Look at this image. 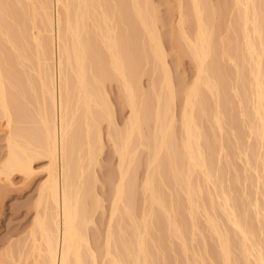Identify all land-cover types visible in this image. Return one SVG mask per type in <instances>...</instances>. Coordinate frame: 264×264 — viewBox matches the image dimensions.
Returning <instances> with one entry per match:
<instances>
[{"label": "bare ground", "instance_id": "bare-ground-1", "mask_svg": "<svg viewBox=\"0 0 264 264\" xmlns=\"http://www.w3.org/2000/svg\"><path fill=\"white\" fill-rule=\"evenodd\" d=\"M216 1L175 0L177 16L174 24L195 63L194 79L186 88L180 121V147L184 154L182 156L185 157V167H182L183 159L180 166L177 164L178 156L176 155L175 160V150L172 149L168 153V156L171 154L168 157V172L171 176H168L177 188L168 191L169 206L165 204L164 193L162 196L160 190L155 188L151 172L146 174L142 194L145 195L143 200L148 202L149 209L138 221L137 215L132 212L134 209L131 210L124 203L130 200L124 199L126 188L123 183L126 166L130 164L126 159L130 154L128 145L132 142V136L137 135L138 146L146 145L141 141L143 135L136 98L138 89L127 77V61L122 53L118 30L123 0H0V118L4 120L6 127V156L2 161L0 159V189L5 185L11 186L8 184L12 183L13 174L24 177L30 175L34 170L33 160H46V177L38 187L33 224L27 235L31 264H87L90 262L88 260H91V264H168L174 251L175 259L179 257L184 264H264V232L261 226V222L264 224V198L255 194L260 199L255 196L251 201L245 197L248 200L240 202L242 197L239 195L243 187L238 190L242 189L241 192H233L239 197L231 194L238 179L234 180L235 184L231 183L235 188L232 185L233 189L230 186L225 188L226 185L224 187L220 176L223 172L220 166L223 137L220 135L219 150L214 151L204 123H212L218 132H222L225 108L221 102L228 97L229 90H232L234 96L238 97L237 113L246 127L247 138L257 136L254 145L248 143L240 152L244 159L243 179L254 182L255 190L259 186L258 189L263 191L264 172L259 173L258 165L261 167L260 172L264 171V0H232L231 7L226 6L227 0L225 1V6L229 8L226 9L232 12L228 22L233 28L229 35L232 46L228 48L221 46L223 38L218 34V26L213 23ZM129 6L147 34L154 59L161 64L164 89L172 100L168 66L157 32L159 19L155 6L151 0H129ZM189 13L193 16L192 33L185 28ZM239 21L241 41L234 28ZM96 43L105 49L103 51H106L109 71L114 73L112 75L117 78V82L120 80L119 85L130 108L119 143L111 137V132L107 134L114 141L113 145L119 156V179L115 185L102 248L104 254L101 257L88 239L86 224L90 223V217L81 208L84 203L80 198L79 184L84 182L85 169L76 161L77 173L72 175L73 159L70 158L81 129L83 144L87 147V159L92 158L91 150L94 151V145L90 142L92 138L89 137L95 134L96 143L102 144L101 140L99 143V128L92 129L95 130L94 134L91 130L92 135L90 131L94 125L98 126L96 119L101 118L97 116V107L104 104H101L104 101L101 98L104 95L102 88L105 87L103 64L107 63L103 51L100 52L102 49L96 51L99 47ZM238 52L241 54V64L237 62ZM93 59L98 66L92 63ZM224 59L230 61L233 69L226 65ZM104 65L107 67V64ZM232 75L239 80L238 84H228ZM206 92L214 106L210 119L204 117L207 112ZM96 95H100L98 97L101 98V103L97 101ZM160 98L159 93L158 102ZM226 101L230 102L229 99ZM196 105L200 107V114L194 112ZM107 110L109 111L106 109L105 113L110 116ZM202 117L206 119L204 122ZM231 117L229 116L228 122L235 124L233 115ZM174 119L173 113L166 118L159 107H156L155 127L151 133L156 144L148 158V169L153 166L158 168L159 163L161 164L160 152L172 134ZM201 140L204 142L201 143ZM79 152L80 150L78 154ZM224 156L229 157L228 154ZM226 160L224 159L225 162ZM261 194L264 196L263 192ZM239 207L245 212H240ZM249 209L252 213H248V218L244 214ZM120 211L122 214H129V224V218L125 214L127 222L118 224L117 220L121 222V219H115V216L121 214ZM217 211L224 216V223ZM121 215L118 217L122 218ZM253 219L256 222L254 225L257 224L255 227ZM125 223L128 229L132 227V233L129 230L132 236L129 234L126 237L128 232L123 226ZM120 225L126 228L125 233ZM255 229L260 235L256 234ZM115 235L120 237L117 236L121 245ZM129 236L131 242L128 239L120 240L121 237L130 238ZM197 236L199 243L203 244V250H198L193 244ZM207 240L210 241L209 244ZM124 241L129 242L130 246ZM120 246H124L123 249ZM165 247L170 248L169 254L173 251L169 258ZM22 256L20 254L19 259ZM16 261L15 264H18L19 261Z\"/></svg>", "mask_w": 264, "mask_h": 264}, {"label": "rangeland", "instance_id": "rangeland-1", "mask_svg": "<svg viewBox=\"0 0 264 264\" xmlns=\"http://www.w3.org/2000/svg\"><path fill=\"white\" fill-rule=\"evenodd\" d=\"M225 1L226 0H217L216 1V9H215L213 23L216 26H218V34L221 35V37L223 38V42H222L221 46L228 48V47L232 46V43L231 42L229 43V35L231 34V31L233 28H232V26L228 25V22L231 18L232 12H230V10H227V9H229L228 7H231L232 0H227L229 3L226 1V3H227L226 6H228V7L225 6ZM151 2L155 6V9L157 12V19H159L158 20L159 22L157 23V25H158L157 26V32L161 38L162 47H163L164 53H165L164 59H165L166 64L168 66L169 81H170L171 87H172V96H173L172 100L170 99L168 92L164 89L165 81L163 79V72H162L161 64L156 59H154L153 54H152V45L148 41L147 34L141 28L140 24L138 23V21L136 19V16H135L133 10L129 6V0H123V2H122V4L124 3L123 8L121 9V12H119V29L118 30H119V36L121 38L122 53H123V55L127 61V63H126L127 77L129 79V81H131L134 85H136V87L138 89L136 91V98H137V102H138L140 126H141L142 135H143L141 141L143 144L146 145V147L145 146H138L137 145V141H138L137 135L134 134L132 136L131 141L133 143L130 142V144L128 145L129 146L128 150H129L130 154H132V153L133 154L132 155L129 154V157L127 156L128 159H126V161L127 162L130 161V164H128L126 166V172H125L126 174L124 175L125 176V180H124L125 183H123L124 187L126 188L124 190V193H125L124 199L127 200L129 198V200H130L129 202L127 200V202H124V203L131 210L134 209V211H132V212H133V214L135 213V215H137L138 219H137V217H135V216L134 217L138 221L141 219L143 214L147 213V211L149 209V207H148L149 205L147 204L148 202L143 200V199H145V195L142 194L143 193V191H142L143 190V188H142L143 181H144L146 174L148 172L149 173L151 172V174L154 178L155 188L156 189L158 188V191L159 190L162 191V193L159 191V193L162 194V196H163V193H164V197L166 196L165 197L166 198L165 204L167 206H169V203H170V202L167 203L169 201L168 200V194H169L168 191L169 192L174 191L177 188V186L174 185V182L172 181L171 177L169 178V176H171L170 175L171 173L168 172L170 170V167H169L170 161L168 162V160H169L168 157L171 154L168 156V153H170L172 149H173V151L175 150L174 151L175 156L176 155L178 156V161H179L177 164L180 166L181 162H182L181 159H183L182 167L183 168L185 167V157L182 156L184 154L181 152V147H180L181 146L180 140L182 137V127H181L180 121H181V113L183 110L182 108L184 107V102H185L186 88L193 81L194 74H195V63H194L193 59L191 58L190 54H188L186 43L181 38V36H180V34H179L178 30L176 29L175 24H174L175 20H176V16H177V12L175 9V0H151ZM189 14L190 15H188L186 17L185 28L187 31H189V33H192V31H193V28H192L193 16L191 13H189ZM208 14H209V12H207V15ZM240 23L241 22L239 21L238 24L234 25V28L236 29V31L238 33V39L241 41ZM96 45H97V43H96ZM98 45H99V47H98ZM98 45H97V47L99 49L95 46V49L97 48L96 51H100L102 49L100 51V52H102L103 50H105V49H103L102 45H100L99 43H98ZM241 45H242V42H241ZM102 53H103V56L106 58V60L105 59L104 60L107 61L108 60L107 55L105 54L106 51H103ZM240 56H241V54L238 52L237 62L239 64L242 63ZM104 60L102 63L105 62ZM93 61L94 62H92V63L96 64L95 59H93ZM223 61L226 63V65H229L232 68V65H231L229 60L224 59ZM104 64H107V67ZM104 64H103V66H104L103 69L105 70L106 73L104 72L103 76L105 75L106 77L104 76L103 83H104L105 87H104V85H101V87L103 86L105 89V91H104V89L102 88L104 95L101 97L104 101H102V103H101L100 102L101 98L98 97L100 95H98V96L96 95V97H98V99L96 98L97 101L100 99L99 102L101 104H103V103L104 104L99 105L98 106L99 108L96 106L97 110L99 109L97 112L99 114H97L94 111L95 114H97V116L101 117V118L96 119L98 122L97 125L99 127L98 126L96 127L93 124L94 128L90 129V131H91L92 129L97 130V128H99V131H100L99 133L101 136V137L99 136L100 137L99 143L101 140L102 144L96 143V141H95L96 137L94 136L95 130H92L94 135H92V131H91L92 136L89 138H92V139H90V142L92 141L91 142L92 146L94 145V148H93L94 151L91 150V152L94 156L92 155L91 159H89V158L87 159V157H88L87 153L88 152H87V147L85 146V144H83L84 138H83V135H82L83 133L81 132V130H82L81 129L80 134H79L80 135L79 139L75 143L74 150H72V152H74V153H73V155L70 156V158L72 157V159H73V161H72V159L70 161H72V163L74 165L73 166L71 164L72 175L77 173L76 166H77L78 162L80 163V165L82 164L81 166H84L83 168L85 169V170H83V172L85 171L84 172L85 174L82 173V174H84L83 175V178H84L83 181L84 182L79 184L80 185L79 187L81 188L80 198H81V201H83L82 203H84V204H82V205H84V207H81V208L84 211H86L87 216L89 215L88 218L89 217L91 218V216H92L91 220L89 218L90 223L87 222L88 224H86V225H88V227L86 226V231L88 229V231H87V236L89 235L88 239L91 242V245L94 247L95 251H97V254L99 253L100 257H101V255L103 256V254H104L102 248L104 247V244H105V240H104L105 236H106L105 232H106L107 223H108V219H109V215H110L111 204H112L113 197H114L115 185L119 179V170H118L119 156L117 155L118 153L116 152V148H114L113 144H114V141L115 142L117 141V143H119V141L122 139L121 137H123V133H124V130L126 128L127 117L129 115V112H130V108L126 102L124 92H122L121 87L119 85L120 80L117 82V80H116L117 78L115 76L113 77L112 74H114V73H112L111 70H110L111 71V73H110V71H109L110 66L108 64V61H107V63H104ZM96 65L94 66V68H96ZM106 68H108V69H106ZM107 75L111 76L113 79L111 77H108ZM99 80H102V79H99ZM238 82H239V80L234 75H232L230 80L228 81V84L236 85V84H238ZM245 83H246V81H245ZM159 93L161 94V98L158 102L157 101V95ZM228 94H229L228 97H226L225 99L223 98V100L221 102L223 107L225 108V110H224L225 111V121L223 123V130L221 133L218 132V130L215 128V125H213L212 123H209V122L207 123L205 121L206 120L205 118H207V117L210 119V117L213 113V109H214L213 102H212L208 92L205 93L206 100H207V104L205 105V107H206L207 112L204 115L205 118L202 117L203 122L205 121L204 123L207 126L208 136L210 135L209 139H211L210 141L212 144L211 146H213V148H212L213 150L214 149L219 150L220 135L223 137L222 138L223 140H221L222 144H224V148L222 150L223 153L221 152V155L223 157H222L220 163L223 164L225 162L224 159L225 160L227 158L228 159L226 160L227 163L225 162V164H223V166H222V164H220L221 170L223 171V172H221V170L219 168V171L221 172L220 176L222 177L221 181L223 180L222 182L224 184V187L226 185L227 187H225V188H228V186H230V185H232V187H233V184H235V182L238 179L237 184L234 185L236 188L233 187L235 189L231 192V194L233 192L239 193L243 189L242 192H244V193L241 192L242 194L240 193V195H239L240 198L242 197V200L240 202H242L243 200H248V199L252 201L256 195L259 196L260 198L262 197V199H263L264 196L261 193L262 192L264 193V190L263 191L259 190L258 189L259 186L255 190V187H253V186H255L254 182L250 183L249 181H246L243 179V177L245 178V172L243 171V165L244 164L242 163L244 159H243L242 154L240 153L242 148L244 146H246V144L249 143V145L250 144L252 145L253 143H256L257 142L256 141L257 136L251 135L250 138H247L248 133L246 131V127L241 122V117H239V115L237 113V110L239 107L238 97L234 96V94L232 93V90H229ZM227 99H229L230 102L227 103V101H226ZM157 102H158V104H157ZM244 105H245V102H244ZM105 106H107V108ZM157 106L159 107V110L161 111V113L166 116V118H169L171 113H173L175 116V119H174V122L172 124V130H171L172 134H170V137H168V139L166 141L165 148L162 149L160 152L159 161L161 162V164L159 163L158 168L153 166L150 169H148V165H147L148 164V158H149V156L152 155V150L154 148V145L156 144V141L152 139L151 133L154 131V127H155L154 114H155V109ZM96 107H95V109H96ZM100 108H102L103 110L101 109L102 110L101 111ZM106 109H109V111L107 110V112L110 113V116H107V113H105ZM194 112H195V114L201 113L200 107L198 105H196L194 107ZM102 115L104 116V118ZM232 115H233V119H234L235 124L233 122L232 123L228 122L229 116L231 117ZM0 119H1L0 120V159L2 161L6 156V153H5V151H6V140H5V136H6V132H5L6 130L5 129H6V127H4L5 126L4 120H2V118H0ZM91 125H92V123H91ZM110 132H111V135L113 134L112 136L111 135L110 136L114 139V141L112 140L111 137L108 136ZM203 142L204 141L201 140V143H203ZM98 145L99 146L101 145V147L99 148ZM229 145L231 147H229ZM97 147H98V149H97ZM226 147H227V149H226ZM135 149H136V152H135ZM78 150H80V152H79L80 154H78ZM131 151H133V152H131ZM176 152H177V154H176ZM226 154H228V156L230 157V160H229V157L224 156ZM78 156H81V157H78ZM177 156H176L175 160H177ZM130 157H131V159H130ZM182 157H184V158H182ZM79 158H81L82 160ZM179 158H180V160H179ZM228 160L230 161V163ZM231 160H232V162H231ZM76 161H77V163H75ZM175 162H177V161H175ZM45 165H46L45 159L39 158V159L33 160L32 167L34 170L30 175L24 177L23 175L21 176V174H13L14 176L12 175L13 179L11 180L12 183L8 184V185H11V186H9L10 188L5 185L4 187H2L3 191H1L2 188L0 189V191H1L0 192V264H15L16 260L19 261L18 264H24L23 263L24 261H25V264L26 263H28V264L32 263V258L28 254L29 253L28 248H30V243L28 241L27 235H28L29 229L32 227V224H33L34 212L36 210L34 206H35V201H36L37 196H38V187H39L40 183L46 177V171L44 170ZM225 165L228 166V169L225 167ZM258 166H259V168H261L260 164ZM223 167H224V169H223ZM259 168H258L259 173L262 174L264 171L260 172L261 169H259ZM73 169L75 171H73ZM167 173H169V174H167ZM222 173H223V175H222ZM82 174H81V176H82ZM236 174H238V175H236ZM241 174H243V175H241ZM166 176H168V177H166ZM234 176H235V179H234ZM81 178L82 177H80V182H81ZM262 178H264V177L262 176ZM234 180H236V181L234 182ZM232 182H233V184H231ZM81 184L84 186V188H82L83 186H81ZM227 184H229V185H227ZM247 184H248L249 188L247 187ZM241 187H243V188L240 189V191H238L239 188H241ZM244 187H246V188L244 189ZM260 188H262L261 185H260ZM246 190H248V191H246ZM252 190H254V191H252ZM255 191L256 192L258 191L259 194L255 193ZM248 192L250 194H247ZM82 194H83V196H82ZM235 194L233 193L232 195H235ZM243 194L245 195L244 197H243ZM236 195L238 196V194H236ZM250 196H254V197H250ZM130 197H131V199H130ZM245 197H247L248 199L247 198L245 199ZM259 197H257V198H259ZM125 200H123V201H125ZM262 201L264 202V199ZM259 202L261 203L260 200H259ZM98 203H99V205H98ZM144 206L147 210L144 208ZM131 207H133V208H131ZM241 207H243V205H241ZM37 209L39 210V208H37ZM130 209H128V210H130ZM142 210H144V212ZM145 210H146V212H145ZM240 210L245 212L242 208H240L239 211ZM122 212H124V211H122ZM217 212H218L219 216L223 219V223H224V216L221 215V213L219 211H217ZM250 212L252 213L251 209H249L248 212H246L247 214H244V215L246 217H248V213H250ZM120 213H121V211H120ZM121 214L118 213L117 216H115L116 217L115 219H121L120 220L121 222H119L117 220L118 224H122L124 221H126V218H129L128 222L126 221L129 224V220H130V216H128L129 214L127 215V213H125V212L122 215ZM124 214H125L126 218H124ZM118 215H121L122 218H119L120 216L118 217ZM249 216H251V215H249ZM123 218H124V220H123ZM201 222H200V225L203 226V223L201 224ZM254 223H256L255 220L252 224L254 225ZM113 225H114V223H113ZM225 225H226V223H225ZM123 226L126 227V223L123 224ZM129 226H131V225H129ZM202 226H201V229L203 230L204 226L203 227ZM227 226H229V225H227ZM255 226H257V224H255L254 227ZM261 226L263 227V232H264V224L262 222H261ZM121 228H122V230L124 229L122 226H121ZM129 228L132 229V227H129ZM125 229L123 230L124 233H125ZM130 229H128V228L126 229V232H128V234L126 233V237H128L129 234L131 235L132 231ZM129 230L131 231V233L129 232ZM255 230L257 231L256 234L260 235V234H258L259 231L257 229H255ZM120 233H122V232H120ZM154 234H155V232H153V235ZM121 235H123V233ZM257 235H255V236H257ZM115 236H116V239L118 242L119 236L118 235H115ZM131 236H129L130 238H126V237L122 238L121 237L120 240L123 241L124 239H128V241L131 242L129 240V239H131ZM198 240L200 241L199 237L197 236L196 240L194 241L193 244H194V246L196 245L195 248H198V250L199 249L203 250V244L201 245ZM124 242L127 244L129 243L126 241H124ZM209 242L210 241L207 240V244H209ZM125 243L123 245H125ZM27 244L29 246H27ZM119 244L121 245L122 243L120 242ZM119 244L117 243V245H119ZM129 246H130V243H129ZM164 246H165V244H164ZM120 247H122V246H120ZM123 247H122V249H123ZM96 248H98V249L96 250ZM166 248L167 247H165V251H166L168 258H169L170 257L169 255H171V253L173 251L171 250V252L169 254L170 248L168 247L169 249L167 248V250H166ZM122 249H121V251L124 252ZM18 253L23 255L21 259H19L18 256L20 254H18ZM175 253H176V251H174V255H172L169 258L172 260H171V262L169 260L168 264H184L180 261L179 257H177V259H175V256H176ZM6 255L8 258L6 257ZM99 255L97 256L98 259H99ZM160 256L161 255L159 253V257ZM3 259H4V262H3ZM86 259H88V258H86ZM100 260H102V259H100ZM100 260L99 261L97 260L98 263L100 262ZM178 260H179V262H178ZM175 261H177V262H175ZM12 262H14V263H12ZM87 262H89L87 264H91V260H88ZM159 264H161V262H159Z\"/></svg>", "mask_w": 264, "mask_h": 264}]
</instances>
